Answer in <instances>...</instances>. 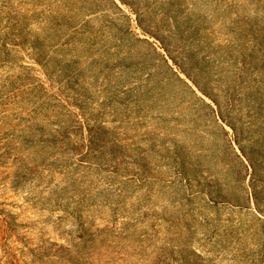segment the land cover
I'll return each instance as SVG.
<instances>
[{
  "label": "rangeland",
  "instance_id": "obj_1",
  "mask_svg": "<svg viewBox=\"0 0 264 264\" xmlns=\"http://www.w3.org/2000/svg\"><path fill=\"white\" fill-rule=\"evenodd\" d=\"M0 264H264V0H0Z\"/></svg>",
  "mask_w": 264,
  "mask_h": 264
}]
</instances>
